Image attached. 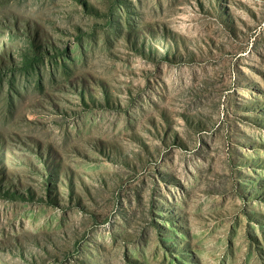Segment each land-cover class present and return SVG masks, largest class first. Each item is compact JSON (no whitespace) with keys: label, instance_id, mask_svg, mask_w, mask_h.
Listing matches in <instances>:
<instances>
[{"label":"rangeland","instance_id":"rangeland-1","mask_svg":"<svg viewBox=\"0 0 264 264\" xmlns=\"http://www.w3.org/2000/svg\"><path fill=\"white\" fill-rule=\"evenodd\" d=\"M0 264H264V0H0Z\"/></svg>","mask_w":264,"mask_h":264}]
</instances>
